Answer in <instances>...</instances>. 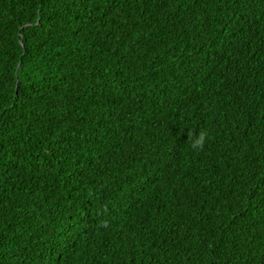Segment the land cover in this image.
<instances>
[{"label":"trees","instance_id":"trees-1","mask_svg":"<svg viewBox=\"0 0 264 264\" xmlns=\"http://www.w3.org/2000/svg\"><path fill=\"white\" fill-rule=\"evenodd\" d=\"M0 264H264V0H0Z\"/></svg>","mask_w":264,"mask_h":264},{"label":"clouds","instance_id":"clouds-1","mask_svg":"<svg viewBox=\"0 0 264 264\" xmlns=\"http://www.w3.org/2000/svg\"><path fill=\"white\" fill-rule=\"evenodd\" d=\"M207 139V133L204 131L199 132L195 138L191 141V148L193 150H201Z\"/></svg>","mask_w":264,"mask_h":264}]
</instances>
